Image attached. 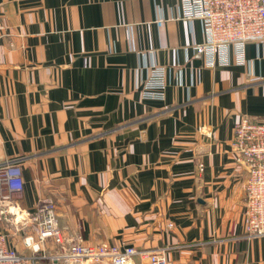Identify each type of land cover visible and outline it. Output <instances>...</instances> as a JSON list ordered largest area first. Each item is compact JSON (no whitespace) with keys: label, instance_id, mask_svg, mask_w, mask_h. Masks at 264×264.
I'll return each instance as SVG.
<instances>
[{"label":"crops","instance_id":"obj_1","mask_svg":"<svg viewBox=\"0 0 264 264\" xmlns=\"http://www.w3.org/2000/svg\"><path fill=\"white\" fill-rule=\"evenodd\" d=\"M0 26V163L21 165L24 213L56 204L66 243L47 240L46 255L81 241L160 250L169 264H264V237L245 238L248 170L232 150L240 120L264 122V41L246 45L245 64L209 67L182 0H0ZM159 66L163 98H146ZM19 228L0 220L29 255Z\"/></svg>","mask_w":264,"mask_h":264},{"label":"built area","instance_id":"obj_2","mask_svg":"<svg viewBox=\"0 0 264 264\" xmlns=\"http://www.w3.org/2000/svg\"><path fill=\"white\" fill-rule=\"evenodd\" d=\"M184 18L202 24L205 41L193 45L196 57L207 66L246 63L245 48L249 43L264 41V0H182ZM3 28L0 26V31ZM144 83L145 97L160 100L167 85L168 72L159 66L150 69ZM232 150L238 164L248 170L244 207L245 238L264 237V122L243 118L234 128ZM24 179L21 165L14 161L0 163V220L20 225L25 236L18 252L8 245V237L0 234V264H38L39 259L62 261L64 264H129L133 257L147 264H169L160 250L120 248L106 244L90 245L76 241L52 255H46L45 243L53 240L58 246L66 241L60 232L56 204L51 199L38 201L34 212H23ZM20 213L22 215H20ZM29 231V233H28Z\"/></svg>","mask_w":264,"mask_h":264}]
</instances>
